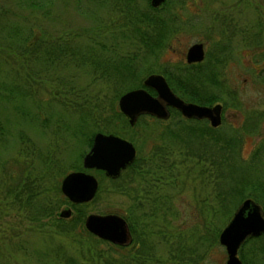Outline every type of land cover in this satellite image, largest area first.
Masks as SVG:
<instances>
[{"label":"rangeland","instance_id":"rangeland-1","mask_svg":"<svg viewBox=\"0 0 264 264\" xmlns=\"http://www.w3.org/2000/svg\"><path fill=\"white\" fill-rule=\"evenodd\" d=\"M163 1H165L163 9L166 10L164 14H169L168 8H170L171 12L179 15H176V20H170L165 28L166 31H170L172 25L175 24L172 29L175 32L170 33L171 37L165 39V48L162 51L150 55L145 52V49L144 51L140 49L135 61L136 67L139 66L140 70L145 72L142 76L144 78L150 74L146 72L147 70L152 69L153 71L150 72L155 73V70L163 65L168 67L179 61L183 62L185 50L190 44L203 43L205 56L199 62L201 65H207L203 74L206 77L207 70H210L208 74L210 72L217 74V81L222 84L213 88L220 99L217 102L223 105L221 122L215 131L216 135L227 137L233 134L230 129L234 128L239 138L237 146L239 159L247 161L264 140V19H261L264 14V0H181V5L178 4L179 0ZM30 2H35L38 6L33 7ZM145 3L146 0L135 1L138 12L145 11L143 10L146 9ZM148 3L150 4V0ZM115 4L114 0H0V7L7 12V16L0 21V27L9 26V8H11L19 15L23 14L25 22L31 20L32 25L41 24L40 26L49 32L63 30L70 35L67 43L70 51L68 47L66 49L69 54L46 73L45 71L40 72V75H50V78L45 79V83H42L43 88L38 90L37 97H40L38 102L40 100L42 102L40 101L37 106H30V104L26 106V111L32 113L35 116L34 119L30 120L25 115L15 112L10 104L0 105V264H68L65 261L66 258H69L72 264H85L79 251L80 248L77 249L78 245L71 243L67 236L56 231L51 232L52 229L50 230L48 226L47 229H43L46 227L40 228L41 230L34 227L31 231L24 227L26 223L20 219L22 212H17L11 207L8 191L6 199L4 197L5 191L9 190V177L6 172L9 174V170L13 172L18 167L13 161L14 158L19 160L16 150L18 148L27 150L33 144L35 152L29 154L28 159L32 160L30 163H32L33 175H43V187H49L57 182L60 185L66 173L83 169L81 159L89 147L86 146L85 136L73 134L83 110L79 109L77 112L75 109L71 111L65 109L59 104L60 100L49 99V90L53 89L56 84L55 88L59 89L65 85L67 87L73 85L74 89L79 88L81 92L97 94L98 98L95 101L99 105V111L102 110V112L99 114L100 117L94 121L110 118V112L112 113L109 108L111 89L125 80L121 82L115 75L105 80L100 77L99 73L103 68H94L92 60L81 64L73 63L71 53L95 51L99 54L100 51L102 52L101 44L103 43L107 47L104 52H109L106 55L113 56L115 52L114 62L113 57L109 61L118 64L125 61L126 55L139 49L133 43V39H125L124 34L129 35L133 24L131 22L123 24L127 20H124L121 14L120 5ZM131 13L134 14L133 11ZM176 23L183 25L178 31H176ZM16 57L11 53L8 55V58L2 62L0 74L4 75L7 72L9 77H18L24 84L20 82L23 90H27L25 73L40 68V65L37 64L32 69L10 66L9 63L13 66L17 65L13 64L17 61ZM208 65L209 69H207ZM109 71H111L110 68ZM132 79H126V82L131 83L134 81ZM32 87L38 89L34 85ZM26 94L28 95L29 91H26ZM73 94L70 91L67 97L73 99ZM115 102L117 107V100ZM87 119L89 121L85 122L87 124L85 128H94L90 120L92 117ZM173 121L169 119L168 123ZM165 124L140 115L132 125L128 124L123 127L125 130L122 135L125 137L118 134L131 143L134 139L136 147L139 148L138 150L135 148L136 157L144 156V159L139 160L141 166L138 170L142 173L140 175L137 173L138 179H134L130 171H127L119 183L130 181L129 186L140 193L145 187L144 181L151 179L150 190L152 192L159 190L158 193L162 192L168 198V206L167 204L162 206L165 210L161 211V204H154L150 215L142 211L143 207L138 210L140 205L133 207V202L130 201L132 190L127 188L124 192H121V189L117 191L114 188L116 183L108 180V178L116 177H108L101 172L90 170L87 172L97 179L99 190L96 189L95 199L84 206L86 214L96 211L103 213L130 211L136 214L134 217L138 216L136 229L143 234L138 235L136 240L130 244L129 251H126L134 258L132 260H129V257L124 258V260H129L128 264H140V259L146 255H152V259L146 264H153V258L168 259L169 249L176 248L175 240L170 239L172 244L170 247L165 239L171 235L162 236L163 234L168 235L169 232L176 235V239L180 241L178 244L184 245L185 249L189 248L183 253L185 264H223L224 248L218 242H213L209 246L204 244L203 236L208 234L209 228L217 227L220 231L234 208L230 207L227 214L217 211L219 210L218 201L214 197V192L219 190L218 185L214 184L217 178L214 174L216 167L214 170V167L212 165L209 167L206 161L196 164V157L186 156L184 160L185 147L194 152L201 150L202 142L193 138V134L185 138V145L184 139L181 142L176 140L172 144L174 148L169 147L172 151L170 150L171 155L168 157L159 154L153 159L150 155L152 154L151 149L160 143ZM179 134L184 137L190 133L182 131ZM19 135L24 137L22 143L18 139ZM210 146L208 142V147ZM24 153L28 154V152ZM145 156H150L149 161ZM258 157L251 176L264 180V150ZM44 159H52V161L46 162ZM172 161L173 165L170 166ZM203 167L205 172L199 174ZM153 171L157 173L151 175ZM160 176L161 179H159ZM227 181L228 179L224 182L218 180L222 188L228 186ZM147 182L149 183V180ZM161 182L166 183L162 190L163 183ZM125 186L128 187V185ZM250 188L252 186L249 183L246 190ZM47 194L51 200L55 199L56 193L53 190L48 191ZM152 196H154L152 193L149 194V197ZM261 198L264 199V194L259 199ZM212 207L214 209L217 207V210L213 211L215 214L212 213ZM144 208L147 209L148 206L144 204ZM64 209H69V214L59 215V212ZM72 212V207L63 203L56 208L53 215L68 218L72 216ZM225 215L227 220L225 219L222 223ZM206 220H209L210 226L205 227ZM141 240L144 241L147 249L140 247L139 241ZM257 241L259 244H264L262 239ZM257 248V253L246 255L249 264H264L262 255L264 251ZM57 249L63 254L62 260H58V262L61 261L60 263L54 260ZM244 251L243 248L241 252ZM135 252L138 253L137 256L132 254ZM125 254L128 255V253ZM160 264L174 263L164 261ZM243 264L246 262L244 261Z\"/></svg>","mask_w":264,"mask_h":264},{"label":"trees","instance_id":"trees-1","mask_svg":"<svg viewBox=\"0 0 264 264\" xmlns=\"http://www.w3.org/2000/svg\"><path fill=\"white\" fill-rule=\"evenodd\" d=\"M114 1L116 3L115 5H120L122 12L121 14H123L122 16L124 17V20H127L124 21L123 24H129L130 22L133 24L132 30L130 31L129 35L124 34L125 39H133V43L136 44L139 49L126 55L125 61L119 62L118 64H114L109 61L110 58L113 57L112 61L114 62L115 52L113 53V56H109V54L106 55L109 52H104L106 50L105 48L107 47L106 44L103 43L101 44L102 52L100 51L99 54L95 51H90L88 53H71V60L73 63L79 62L81 64L83 62L92 60V66L94 68H103L99 71L100 77H102L103 79L107 80L110 76L112 77V75H115V77H118V80H121V82L125 80L123 83H119L118 86L115 85L111 89V96L109 97V99L111 98L109 108L112 113L110 112V118L106 117L105 119H98L94 121V119L100 117L99 114H101L102 112V110L99 111V105L97 104V101H95L98 98L97 94L81 92L79 88L74 89L73 85H68V87L67 85H65L64 87L62 86L59 89L55 88L57 86L56 84L53 89L49 90V99H54L55 101L60 100L59 104L65 109L70 111L75 109L77 112L79 111V109L83 110L82 115H80L81 119H79V122L75 126L73 134L85 136L84 140L86 142V146L88 147L91 144L93 134L97 131L114 133L123 136L122 134L125 130L123 129V127L127 126L128 124L126 118L116 107L115 101L121 93L129 89L144 87L142 85V76L145 72L142 69L140 70L139 66L136 67L135 62L138 52L140 49H142V51H144L145 49V52L151 55L154 52L162 51L165 48V39L171 37L170 35L172 34V32H175V30H172L175 27V24L172 25L170 31H166L165 29L169 21L176 20V15H178L177 13L171 12L170 8H168L169 14H164L166 13V10L163 9L165 1H163L158 7H151L148 3V0H146V9H143L145 11L142 12L137 11L138 7L135 4L136 0ZM30 4L33 7L38 6L35 2H30ZM178 4L181 5L182 1L179 0ZM131 11H133L134 14H132ZM45 14L47 13L45 12ZM22 15L23 14L19 15L14 9L12 10L11 8H9V26L3 25L2 27H0V67L2 66V62H4L5 59L8 58V55H10L11 53L12 55L15 54L17 56V61L13 63L17 65L13 66L11 63H9L10 66L32 69V67H35L38 64L40 65V68L29 71L30 73H25L24 78L26 79L25 83L27 90H23L22 85L20 84V82L22 83V81H20L18 77H9V74L7 72H5L4 75L0 74L2 78L0 80V105L3 106V103L10 104L15 112H19L20 114L25 115L28 119L33 120L35 116L32 113L28 112V110L26 111V106H28L29 104L30 106H37L38 103H40L41 100L38 102L40 97H37L38 90L43 88L42 83H45V79L50 78V75L46 76V74L43 75L42 73V75H40V72L45 71L46 73V71L54 68L53 66L56 63L60 62L67 54H69L70 49L67 46V43L69 41L68 36L70 35L68 32H64L63 30L49 32L44 27L40 26L41 24L32 25V23L30 22L31 20L25 22V16ZM6 16V10L0 7V21L3 20ZM261 19H264V14H262ZM31 25L33 26V28ZM176 25V31H178V29L183 26L178 23H176ZM67 47L69 51L66 50ZM206 66L207 65H201L199 62L187 64L184 61H179L172 64V66L166 67V65H163L160 69L155 70V73L157 72L163 75L170 89L183 100L202 105H210L214 102L220 101L219 96L216 95L217 92H215L213 88L222 84L221 82L217 81V74H213L212 72L208 74L210 70H207L205 77L203 72L205 71L204 69ZM209 67L210 66L208 65L207 69H209ZM109 68L111 71H109ZM150 71L153 70H147L146 72L151 73ZM202 77H204V79H202ZM128 78H133L132 81H134L131 83L126 82V79ZM36 84H38V86ZM32 85L36 86L38 89L36 90V88L32 87ZM210 88H212V90ZM146 89L151 94H154V91L151 88ZM26 91H29L28 95L26 94ZM70 91L74 93L72 95L73 99L67 97V93ZM48 102L51 101L48 100ZM168 109L169 117L166 120H160L150 115H144L146 117L153 118L156 121L166 123L165 125H163L162 129L163 137L160 136L159 133L160 143L156 144L153 149H151L152 154L150 155L153 157V159H155L154 156L158 157L159 154L168 157V155H171L170 152L172 151L171 149H169V147L174 148L172 144H174L176 140L178 142H181L184 139L185 145V138L193 134V138L199 139V141L202 142L201 150L194 152L184 146V160L186 156H189L191 158L196 157V164H200V161H206L209 167L212 165L214 167V170L216 167L214 174L217 175V178L214 181V184L218 185L219 190L214 192V197L218 201L217 203L219 210H217V207H215V209L212 207V213L215 214V212L213 211L217 210L222 214H227L230 207L232 209L235 208V206L243 198H252L260 204L264 212V199H259L260 196L264 194V180L253 178L251 176L253 167L257 162V159L259 158L258 156H261V152L264 150V140L258 145L256 150L251 154L250 158L247 161H242L239 159V155L237 152L239 138L238 136H236V132L233 130L234 128L230 129V132L233 134H229L227 137H223L219 134H217V136L215 131H217L218 128L211 127L206 120L193 118L187 119L182 117L176 109L170 107ZM89 117H92V119H90L93 122L91 125H93L95 129L85 128V126L87 125L85 124V122L89 121L87 119ZM169 119H172L174 121L172 123H168ZM99 121L101 122L99 123ZM123 122H125V124H123ZM42 124L45 125L44 121H42ZM143 125L145 126V123H143ZM182 131L190 134L182 137L179 134V132ZM18 139L20 140V143H22L24 137L19 135ZM166 139L169 146L167 142H165ZM208 142H210V147H208ZM132 143L134 144L135 148H137L134 139ZM138 149L139 148H137V150ZM24 152H28V154L26 155V153ZM34 152V144L31 145L27 150L18 148L16 150V155L19 157V160H16L15 158L13 159V161L17 163L18 167L13 172L9 170V174L6 172L7 176L9 177V190L5 191L4 197L6 199V192L8 191L11 207H13V209L17 212H22V217H20V219L26 223L25 225L23 224L24 227H26L30 231L34 230V227L38 229H42L43 227H46L43 229H47L49 227L50 230L52 229L51 232L56 231L67 236L71 243L74 242L78 245L77 249L80 248L79 251L82 254V259L84 260L85 264H128L127 262H129L130 259H134L129 254V252L126 251H129L128 248L130 244H132L133 241L136 240V237L138 235L140 236L142 233L141 231L136 229V224H138L136 218L138 216L134 217V215L136 214L130 211H126L124 213L117 212L124 217L131 232L132 240L129 244L117 245L97 238L93 234L89 233L83 226V219L86 215L84 206H86L87 202L72 204L68 202L67 199L61 194L59 189V182L49 187H43V175H33L32 163H30V161L32 160L28 159V155L34 154ZM145 158L147 161H149L150 156H145ZM140 159H144V156L136 157L135 155L133 161L128 164L123 170H121L116 178H108V180L112 183H116L114 188H116L117 191H120L121 189V192H124L125 190L127 191V188L128 190H132L130 194V201L133 202V207H138V205H140L138 207L140 209L138 210H141V207H143L142 211L149 214L152 212L154 204H161L160 207L161 211L163 212L165 208H163L162 206L166 204L168 206V198L162 192L158 193L159 190H154L153 192L150 190L151 179H147L144 181L145 187L140 193L139 191L136 192L135 188L133 189L129 186L131 185L130 181L123 182L121 184L119 183L121 177L126 174L125 172L127 171H130V174L134 176V179H138L137 173L138 175L142 173L140 170H138L141 166L139 164ZM156 160L159 161L160 158H156ZM44 161L51 162L52 159H44ZM152 162H154V160H152ZM169 165L172 166L173 161ZM73 168L77 169L78 167ZM82 170L86 172L92 170L103 173L101 170L95 169ZM199 172V174L204 173L205 168H201ZM155 173H157V171H153L151 175ZM218 178L222 182H224L225 179H228V186L226 188H222L221 183L218 182ZM159 179H161V176L159 177ZM148 180L149 183L147 182ZM262 182L263 184H261ZM162 183L163 185L161 186V190L166 184L165 182H161V184ZM249 183L252 188L246 190V187ZM125 185H128V187ZM51 190L56 193V195L54 194V200H51L47 194L48 191ZM97 190H99V186ZM151 193L154 196L149 197V194ZM96 195L97 193H95L90 201H93ZM234 197L237 198L235 199ZM63 203L68 204L72 207L73 212L71 217L61 218L55 217L53 215L56 208ZM144 204L145 206H148L147 209L144 208ZM96 213L103 212L96 211ZM226 218L227 216L225 215L222 219V223L225 222ZM207 225L210 226L209 220H206L205 222V227ZM218 233L219 229L217 227L209 228L208 234L203 236L204 244L209 246L213 242L217 243ZM162 236L171 237L165 238L167 239L170 247L172 246V244L170 243V239L175 240L174 243L176 244V248L171 247L169 249L170 254L168 256V259L158 260L153 258V264H160L164 261L172 262L174 264H185V261H183V253L189 248L185 249L184 245L182 246L178 244L180 241L176 239V235L174 233L171 234V232H169L168 235L163 234ZM139 242L140 247H144L147 249L144 241L141 240ZM19 247L20 246L18 245V248ZM141 251L142 250H140V252ZM61 252L62 251H60L59 249L55 251V261L58 262V260H62L61 258L63 257V254ZM124 252L128 253V255ZM132 254H134L135 256L138 255L137 252ZM140 255L143 256V254ZM126 257H129V260H124V258ZM151 259L152 255H146L142 257V259H140V264H146V262ZM65 261L68 262V264L71 263V260L69 258H66Z\"/></svg>","mask_w":264,"mask_h":264},{"label":"water","instance_id":"water-1","mask_svg":"<svg viewBox=\"0 0 264 264\" xmlns=\"http://www.w3.org/2000/svg\"><path fill=\"white\" fill-rule=\"evenodd\" d=\"M163 0H150V6L156 7ZM203 49L200 42L190 44L184 54L186 63L200 62ZM144 87L151 88V94L144 87L129 89L117 99L118 110L132 125L139 115H150L158 119L169 116L168 107L176 109L184 118L207 119L211 127L220 124L221 105L215 103L205 106L185 101L177 96L159 73H150L142 79ZM135 148L127 139L112 133L95 132L88 150L83 154V169L101 170L108 177H116L122 169L131 163ZM61 194L71 203L90 201L97 189L96 178L83 170L66 173L59 185ZM69 209L59 212L67 216ZM84 228L99 239L117 245H127L131 241L126 220L117 213H88L83 219ZM264 231V212L251 198L243 199L233 210L230 218L218 233L217 241L223 246L225 260L223 264H240L236 250L245 237Z\"/></svg>","mask_w":264,"mask_h":264},{"label":"flooded vegetation","instance_id":"flooded-vegetation-1","mask_svg":"<svg viewBox=\"0 0 264 264\" xmlns=\"http://www.w3.org/2000/svg\"><path fill=\"white\" fill-rule=\"evenodd\" d=\"M201 43V42H200ZM202 44V49H203V58H204V56H205V48H204V46H203V43H201ZM203 58H202V60H203ZM201 60V61H202ZM200 61V62H201ZM215 103H219V102H214V103H212V104H210V105H205V106H211V105H213V104H215ZM220 105H221V110H220V117H221V112H222V109H223V105L221 104V103H219ZM204 120H206L207 122H208V120L207 119H205L204 118ZM221 122V121H220ZM209 124V123H208ZM243 199H245V198H243ZM242 199V200H243ZM241 200V201H242ZM253 200V199H252ZM240 201V202H241ZM239 202V203H240ZM256 202V201H255ZM257 203V202H256ZM262 208V207H261ZM234 210V209H233ZM233 212V211H232ZM232 214V213H231ZM131 233V232H130ZM264 240V231L263 232H261V233H259V234H257V235H250V236H247V237H245L244 238V240L239 244V246H238V248H237V250H236V256H237V258L240 260V264H243L244 263V261L246 262V264H249V261H247V257H246V255H252V253H257V247H259V248H261L263 251H264V244H259L258 243V241L257 240ZM245 249V251L244 252H241V250L242 249ZM244 255V257H243V255ZM262 255H263V257H264V252L262 253Z\"/></svg>","mask_w":264,"mask_h":264}]
</instances>
